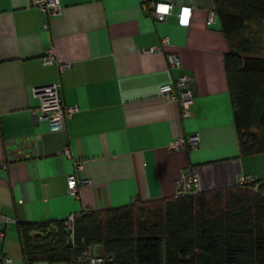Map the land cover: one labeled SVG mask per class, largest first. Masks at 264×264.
Segmentation results:
<instances>
[{
    "label": "crops",
    "instance_id": "1",
    "mask_svg": "<svg viewBox=\"0 0 264 264\" xmlns=\"http://www.w3.org/2000/svg\"><path fill=\"white\" fill-rule=\"evenodd\" d=\"M143 1L60 0V13L47 15L28 0H0V206L9 216L0 217V264H25L17 223L170 197L188 166L199 191L247 174L264 179V152L239 154L223 63L230 46L217 17L206 22L213 1L161 0L171 4L165 19ZM182 4L191 7L186 26L176 20ZM164 36L160 50H146ZM48 47L55 58L43 64ZM170 51L180 68L168 66ZM64 61L70 66L59 74ZM181 72L193 96L187 116L159 93ZM57 80L62 100L78 109L53 130L35 117L31 87ZM192 134L195 149L169 147ZM71 172L89 180L76 196L67 192Z\"/></svg>",
    "mask_w": 264,
    "mask_h": 264
},
{
    "label": "trees",
    "instance_id": "2",
    "mask_svg": "<svg viewBox=\"0 0 264 264\" xmlns=\"http://www.w3.org/2000/svg\"><path fill=\"white\" fill-rule=\"evenodd\" d=\"M240 155L264 152V0H212ZM25 264H264V179L16 224Z\"/></svg>",
    "mask_w": 264,
    "mask_h": 264
},
{
    "label": "built area",
    "instance_id": "3",
    "mask_svg": "<svg viewBox=\"0 0 264 264\" xmlns=\"http://www.w3.org/2000/svg\"><path fill=\"white\" fill-rule=\"evenodd\" d=\"M29 6H34L45 12L47 15H56L61 11L60 0H28ZM143 6L149 8L157 19H165L166 15L170 11L171 4L168 1L161 0H144ZM190 5H180L176 14V20L179 25L186 26L190 19ZM216 13L211 9L207 15L206 22L211 23L215 20ZM167 41V37L161 38V43L157 45H151L146 50L156 51L160 50L162 44ZM55 58L52 47H48L44 50L42 55L43 64H47L53 61ZM167 64L172 68H180L181 61L177 53L168 52L166 55ZM70 62L64 61L58 63L59 74H62L68 67ZM190 76L181 72L173 81L164 82L159 86V93L165 95L168 98L175 99L179 103L180 113L182 116H187L191 113L190 105L193 100L192 92L189 87ZM60 80L52 81L50 83L32 86L31 90L33 95L38 97L39 102L37 107L33 110V113L37 119L47 121L50 129H61L65 126L67 119L78 109L76 104H67L62 100L60 95ZM198 136L196 134L184 137L178 135L171 139L169 147L172 149H187L192 150L197 147ZM61 152L64 155L70 156L71 150L69 147H63ZM77 166H80L77 165ZM257 181V177L254 174L243 175L239 179V183L242 182H254ZM87 178H79L75 172L67 174L66 187L67 192L76 196L78 194V187L81 184L88 183ZM199 175L198 173L188 166L184 171L180 172L175 178V190L173 196L184 195L187 193H194L199 191ZM77 213H71L64 218V223L70 232L72 239V232L74 227V219ZM0 217L4 222L9 220V216L2 213L0 206ZM4 237V232L0 230V239ZM2 261L10 263L11 257L2 256ZM32 264H51L44 260L34 261ZM76 264H104V259L99 254H94L92 247L89 246L81 251Z\"/></svg>",
    "mask_w": 264,
    "mask_h": 264
},
{
    "label": "water",
    "instance_id": "4",
    "mask_svg": "<svg viewBox=\"0 0 264 264\" xmlns=\"http://www.w3.org/2000/svg\"><path fill=\"white\" fill-rule=\"evenodd\" d=\"M92 250H93V253L94 254H98V252H97V245H93L92 246Z\"/></svg>",
    "mask_w": 264,
    "mask_h": 264
}]
</instances>
